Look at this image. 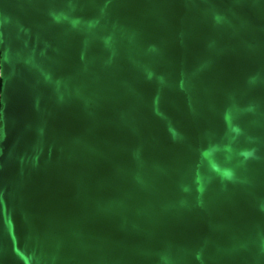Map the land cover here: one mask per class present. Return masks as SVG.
I'll list each match as a JSON object with an SVG mask.
<instances>
[{"label":"water","instance_id":"95a60500","mask_svg":"<svg viewBox=\"0 0 264 264\" xmlns=\"http://www.w3.org/2000/svg\"><path fill=\"white\" fill-rule=\"evenodd\" d=\"M0 264H264V0H0Z\"/></svg>","mask_w":264,"mask_h":264},{"label":"trees","instance_id":"16d2710c","mask_svg":"<svg viewBox=\"0 0 264 264\" xmlns=\"http://www.w3.org/2000/svg\"><path fill=\"white\" fill-rule=\"evenodd\" d=\"M0 60H1V52H0ZM2 79H1V77H0V96H1V91H2ZM0 99H1V97H0ZM0 110H1V103H0ZM0 126H1V122H0Z\"/></svg>","mask_w":264,"mask_h":264}]
</instances>
